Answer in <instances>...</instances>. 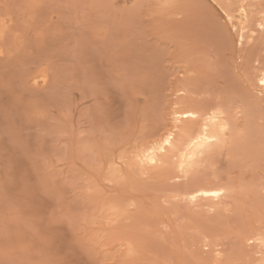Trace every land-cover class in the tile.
<instances>
[{
	"label": "bare ground",
	"instance_id": "6f19581e",
	"mask_svg": "<svg viewBox=\"0 0 264 264\" xmlns=\"http://www.w3.org/2000/svg\"><path fill=\"white\" fill-rule=\"evenodd\" d=\"M131 2L85 15L81 0H0V194L18 186V163L63 162L87 191L70 207L80 197L87 225L123 236L122 254L144 205L172 197L223 213L232 174L264 160V0ZM66 226L37 239L51 264L82 260L69 258ZM254 254L227 264H264Z\"/></svg>",
	"mask_w": 264,
	"mask_h": 264
},
{
	"label": "rangeland",
	"instance_id": "374dc122",
	"mask_svg": "<svg viewBox=\"0 0 264 264\" xmlns=\"http://www.w3.org/2000/svg\"><path fill=\"white\" fill-rule=\"evenodd\" d=\"M103 1L104 4L110 2L111 5L117 6L116 13L118 15L122 14V11L118 9L132 3V0H102V2L101 0H81L80 7L83 8L81 9L83 14L88 15L87 11L89 15L108 12L107 9L105 10L107 3L101 5L103 10L100 8L99 2L103 3ZM85 2L88 8L85 7ZM89 7H92L94 11H91L92 9ZM218 11L220 16H224L220 8ZM261 131L259 133L258 130L257 144H264V132ZM260 159L262 158L260 157ZM260 161V165L256 169L245 164L241 173L232 174L237 177L238 183L236 182L234 186L236 192L233 198H229L231 202L229 209L227 211L225 209L223 213L214 210H206V212L205 209L201 211L199 208L192 209V211L188 202L185 204V200L181 202V200L172 197L167 200L169 204L162 198L163 201L160 199L157 203L144 205L142 211L146 213L147 217L139 226L141 231H137L140 235L139 238L131 245V249L126 254H122L118 250L122 241L120 238L123 236L104 239L100 236L102 234L97 231V224L88 223L89 226L87 225V222H91L93 217L88 220L90 217L85 215L87 212L85 210L87 208L89 210V207L84 208L80 205V197L76 198L70 207L69 201L72 200L70 196L85 194L87 191L84 188H76L80 186L78 177L77 179L75 177L76 182L73 180L72 183L67 180V177L64 178L67 174V166L63 162H58L55 165L48 161L38 162L40 164L18 163V186L12 189L13 192L9 190L0 194V264H51L50 258L47 257L46 260L47 254L43 253L46 252L47 246L43 245L46 248L41 247V249L36 243L43 239L42 235L46 236L44 242L48 243L52 239L51 235L56 232L55 229L57 230L58 227L67 228L66 224L76 236V238L71 236V231L69 232L67 229L68 236L71 238L69 244L73 246L67 249L69 258L74 262V259L76 261L79 255L82 259L80 261L78 258L76 264L77 262L83 264V261H85L84 264H213L217 260L220 264H227L228 256L232 253L237 254L238 258L241 253L245 252L253 256L256 251L264 249V247L260 249V242L257 240L259 236H264V160ZM1 183H3V185L1 184L4 186L3 188L10 186V182L4 177ZM74 185L78 186L74 187ZM143 189L148 193L154 191L152 186ZM146 202L148 203L149 199L146 198ZM149 208L154 211L150 212ZM61 212L64 213L61 214ZM69 212L71 216H69ZM71 221L74 223V225L71 224L72 228ZM54 222L56 223L54 224ZM61 224L63 226H60ZM252 233H254L255 239H253ZM23 234L24 236H22ZM245 236L253 237L251 240L244 239L243 242ZM70 238L68 237V240ZM75 244L77 250L74 247ZM77 252L80 254H76ZM42 254L46 256H42ZM71 256H75L74 259Z\"/></svg>",
	"mask_w": 264,
	"mask_h": 264
}]
</instances>
